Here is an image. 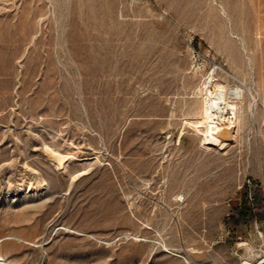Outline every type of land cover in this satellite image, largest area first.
<instances>
[{
  "label": "rangeland",
  "instance_id": "obj_1",
  "mask_svg": "<svg viewBox=\"0 0 264 264\" xmlns=\"http://www.w3.org/2000/svg\"><path fill=\"white\" fill-rule=\"evenodd\" d=\"M211 78L246 91L221 150L185 123ZM248 248L264 254V0H0V256L246 264Z\"/></svg>",
  "mask_w": 264,
  "mask_h": 264
},
{
  "label": "bare ground",
  "instance_id": "obj_2",
  "mask_svg": "<svg viewBox=\"0 0 264 264\" xmlns=\"http://www.w3.org/2000/svg\"><path fill=\"white\" fill-rule=\"evenodd\" d=\"M213 82L214 88L211 89L210 86ZM204 83L199 86L201 105L194 116L185 119V123L195 130L200 129L202 134L211 141L212 147L221 150L234 138L235 133L246 119V111L243 109L246 91L240 85L226 87L222 82L215 81L213 78ZM248 105L251 106L250 103ZM51 151L54 153V150ZM53 156L57 159L58 164L61 165L65 162L64 156L58 152H55ZM248 249L249 256L245 257L246 264H252L254 258H262L258 264H264L263 253ZM10 263L0 256V264Z\"/></svg>",
  "mask_w": 264,
  "mask_h": 264
},
{
  "label": "built area",
  "instance_id": "obj_3",
  "mask_svg": "<svg viewBox=\"0 0 264 264\" xmlns=\"http://www.w3.org/2000/svg\"><path fill=\"white\" fill-rule=\"evenodd\" d=\"M261 259H262V258H261ZM261 259H260V260H261Z\"/></svg>",
  "mask_w": 264,
  "mask_h": 264
}]
</instances>
